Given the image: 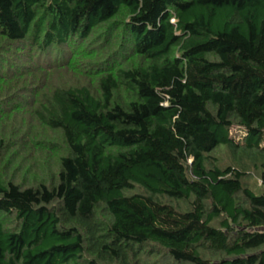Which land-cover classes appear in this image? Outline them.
<instances>
[{
	"label": "trees",
	"instance_id": "obj_1",
	"mask_svg": "<svg viewBox=\"0 0 264 264\" xmlns=\"http://www.w3.org/2000/svg\"><path fill=\"white\" fill-rule=\"evenodd\" d=\"M102 25L134 57L33 109L56 167L3 179L27 138L0 137V264H264V0H0V48L44 68Z\"/></svg>",
	"mask_w": 264,
	"mask_h": 264
},
{
	"label": "rangeland",
	"instance_id": "obj_2",
	"mask_svg": "<svg viewBox=\"0 0 264 264\" xmlns=\"http://www.w3.org/2000/svg\"><path fill=\"white\" fill-rule=\"evenodd\" d=\"M106 27L107 25L98 27L88 41H78L76 45H72L73 47H68L69 51L73 53L74 50L76 53L69 63L65 60L61 67L59 65L62 62L56 68H44L47 66H41L36 58H31L26 49L3 43L9 49L0 48V58L11 60L6 61L3 67L0 59V137L2 135L8 137L7 134L11 132L21 131V135L25 134V139L27 138V148H21L22 146L17 144L15 149L7 151L8 154L3 161V179L9 180L12 177L18 182L24 181L30 184L44 177L48 170L58 164L61 155V148L58 145L59 134L45 129L32 114L33 109L39 105L45 95L51 93L57 86L88 84L95 89L97 77L92 74L95 73L96 67L91 66V63L104 61L101 70L108 72L111 68L128 66L133 60L134 56L130 53V49L120 46V35L117 32L111 36L103 35L102 32ZM108 39H111L110 43ZM115 49L122 51L121 54L119 53L120 56L114 57L110 54V51ZM52 57H55L54 53ZM78 63L81 64L80 67L76 65ZM19 64L18 71L10 72L12 75L6 72L10 65ZM85 67L87 70L83 72ZM92 70L94 72L90 74ZM20 101H23L25 106H20ZM232 135H235L234 130ZM39 143L43 148L45 146L44 150L39 148ZM214 157L221 165L232 163L227 148L214 152ZM1 217L7 228H14L16 223L14 216Z\"/></svg>",
	"mask_w": 264,
	"mask_h": 264
}]
</instances>
